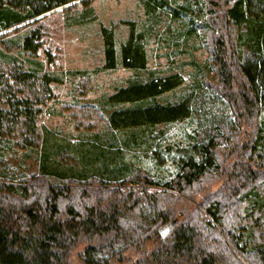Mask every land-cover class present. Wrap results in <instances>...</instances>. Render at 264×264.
I'll list each match as a JSON object with an SVG mask.
<instances>
[{"label": "trees", "instance_id": "trees-1", "mask_svg": "<svg viewBox=\"0 0 264 264\" xmlns=\"http://www.w3.org/2000/svg\"><path fill=\"white\" fill-rule=\"evenodd\" d=\"M136 1L145 24L126 22L119 46L112 28H100L104 69L148 74L102 100L108 126L132 130L190 117L189 95L174 104L156 101L183 84L177 71H147L148 37L160 27L174 55L208 54L234 123L212 128L205 141L201 136L196 151H182L176 175L163 191H151L159 183L124 162L116 142L105 146L93 135L72 143L36 133L39 105L54 79L40 67L20 69L0 50V136L19 134L23 147H39L35 173L18 183L0 180V264H74L76 252L82 264H264V0ZM89 2L0 0V32L67 5L83 6L81 15L68 16L85 22L92 17ZM38 38L30 31L12 43L34 57ZM186 64L197 75L198 63ZM227 134H234L231 141ZM141 136L116 141L134 151Z\"/></svg>", "mask_w": 264, "mask_h": 264}, {"label": "rangeland", "instance_id": "rangeland-1", "mask_svg": "<svg viewBox=\"0 0 264 264\" xmlns=\"http://www.w3.org/2000/svg\"><path fill=\"white\" fill-rule=\"evenodd\" d=\"M185 1L189 0H177V3ZM190 1L202 4V0ZM89 3L93 10L92 17L85 22L73 23V16H68L81 15L84 12L83 6L67 10V5L26 26L17 25L0 32V50L6 55V60L16 59L20 69L40 67L39 73H48L54 79L49 86L51 93L39 105L36 133L41 134L47 130L72 143H79L93 135H99L105 146H109L110 141L116 142L115 145L123 149L121 157L124 162L143 168L154 182L159 183L151 191H163V185L178 171L182 151H196L201 136L205 141L204 138L212 128L219 124L225 126L234 123V115L226 98L217 91L215 68L208 62V54L200 50L191 56L174 55L163 40L164 34L160 27L157 35L152 33L148 37L147 71H154L158 75L177 71L183 77V84L157 97L156 101L163 105L174 104L189 95L190 117L175 123L112 130L107 122L110 110L103 105L102 100L131 80H146L148 74L146 71L125 69L120 65L113 70L104 69L100 28H112L119 46L128 34L126 22H136L138 29H141L145 24V14L136 0H90ZM30 31H35L39 37L36 40L39 49L34 57H29V53L22 52L12 43L20 41ZM191 59L199 65L197 75H193L196 69L186 64ZM31 61L39 66L30 64ZM131 133H143L140 138L136 137L139 140L133 144L134 151L116 141L125 139ZM18 135L0 136V180L18 183L37 171L39 147H23ZM233 137L234 134H227V141ZM145 138L149 145L143 142ZM221 183L216 182L209 191H215ZM200 198L201 195L196 197V203ZM130 219L135 220V217L131 215ZM166 229H161L159 233ZM73 258L74 264H82L77 252Z\"/></svg>", "mask_w": 264, "mask_h": 264}, {"label": "water", "instance_id": "water-1", "mask_svg": "<svg viewBox=\"0 0 264 264\" xmlns=\"http://www.w3.org/2000/svg\"><path fill=\"white\" fill-rule=\"evenodd\" d=\"M169 230H170V227H168L165 231H162L160 233L161 237L163 238Z\"/></svg>", "mask_w": 264, "mask_h": 264}]
</instances>
